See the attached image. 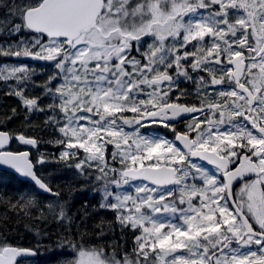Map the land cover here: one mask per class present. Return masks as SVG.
Segmentation results:
<instances>
[{"label":"snow or ice","instance_id":"obj_1","mask_svg":"<svg viewBox=\"0 0 264 264\" xmlns=\"http://www.w3.org/2000/svg\"><path fill=\"white\" fill-rule=\"evenodd\" d=\"M6 57L54 71L36 85L34 69L0 63L20 101L0 114V165L33 183L0 197V264L37 255L10 236L12 211L37 236L64 228L61 264H264V0H0ZM39 113L47 141L12 126ZM41 143L112 220L80 230L87 201L76 224L37 168Z\"/></svg>","mask_w":264,"mask_h":264},{"label":"trees","instance_id":"obj_2","mask_svg":"<svg viewBox=\"0 0 264 264\" xmlns=\"http://www.w3.org/2000/svg\"><path fill=\"white\" fill-rule=\"evenodd\" d=\"M15 39V38H13ZM4 61H9V58H0V63ZM41 65H31L29 70H35L34 75L32 76V81L35 82L36 85L41 84L43 81L47 80L48 75L50 72L47 69V66ZM2 85V82H0ZM190 87L191 84L186 85ZM26 92L29 89L25 90ZM32 93H39L41 89L36 87L31 89ZM5 89L0 86V114L7 112L11 114L12 108L20 107V101L15 96L5 95ZM47 101V97H45V102ZM44 114L39 113L35 116L31 117L32 120V127H25L22 123L23 115L18 117L12 124V126L20 131H25L28 135H38L43 137L45 141L52 138L53 133L51 130H45L43 128V121H44ZM39 125L40 127H36ZM160 132H165L166 130L161 128L159 129ZM19 144L13 145V149L19 148ZM37 149H34L33 151ZM39 151L45 154L46 163L50 166L48 168L37 167L40 172L51 179L54 184L58 185L62 192V197L64 200L68 201L69 204V214H77L75 223L79 224L80 219L79 217L83 214L85 209H82L81 205L83 202L87 201L88 208L86 209L90 216L88 217L85 224L80 225V230H88L89 232L92 230L93 222H99L100 215H104L105 219L112 220L113 215L112 213H104L95 212L93 211L92 206L98 204L100 195L98 192L92 191V185H88L86 183L85 178L77 177L75 175V171L71 169H67L63 166L62 163H58L55 157L51 154H58L59 149L48 143H41L39 145ZM84 185V189L77 191L75 190L77 186ZM33 188L28 182L22 181L14 174L8 172H0V197H4L5 199L9 197H17L19 193L29 192ZM69 188L73 189L69 191ZM7 211L4 205L0 204V213ZM15 211L9 213L12 216L13 223L10 225L13 228H19V231H12L10 236H12L15 240L18 241L19 245L22 247L32 248L37 251V255L29 260L22 261L20 264H61V261L65 257H61L59 254L64 251H69L68 249L58 247V241L63 235H67V232L64 228L57 227L55 223H49L47 225H41L43 229V234L40 236L35 235V232L28 231L26 228L23 227V224H16L15 221ZM14 214V216L12 215ZM75 226H73V231H75ZM119 233L117 232V235ZM89 239L95 240L94 236H89ZM110 238V237H109ZM39 240V247H37V241ZM131 245L129 244V247ZM70 258V257H68Z\"/></svg>","mask_w":264,"mask_h":264},{"label":"water","instance_id":"obj_3","mask_svg":"<svg viewBox=\"0 0 264 264\" xmlns=\"http://www.w3.org/2000/svg\"><path fill=\"white\" fill-rule=\"evenodd\" d=\"M22 60L27 61V62H33V63L48 64V62L32 60V59H30V58H22ZM22 146L30 147V146H27V145H22ZM0 171H7V172H10V173H14V174L17 175L21 180H23V181H27V182H29V183H31V184L33 185V183H32L29 179L20 176L19 173H16L15 170H13V169H9L7 166L0 165ZM32 257H33V256H32ZM28 258H31V257H20V258H18V260L20 261V260L28 259Z\"/></svg>","mask_w":264,"mask_h":264},{"label":"rangeland","instance_id":"obj_4","mask_svg":"<svg viewBox=\"0 0 264 264\" xmlns=\"http://www.w3.org/2000/svg\"><path fill=\"white\" fill-rule=\"evenodd\" d=\"M9 58H11V59H14V61L13 62H9L10 64H16L17 63V58L16 57H9ZM54 70V69H53ZM192 87V85L189 87V88H191ZM50 165L48 164V163H46L44 166H42L43 167V169L44 168H48ZM41 167V166H40ZM99 193V192H98ZM99 195H100V193H99Z\"/></svg>","mask_w":264,"mask_h":264},{"label":"flooded vegetation","instance_id":"obj_5","mask_svg":"<svg viewBox=\"0 0 264 264\" xmlns=\"http://www.w3.org/2000/svg\"><path fill=\"white\" fill-rule=\"evenodd\" d=\"M20 59V58H19ZM19 61H21V59L19 60ZM24 65H26V66H28V67H31V65H29V64H24ZM41 66H47V69L49 70V71H52L53 69H51L50 67H48V65H41ZM40 66V67H41Z\"/></svg>","mask_w":264,"mask_h":264},{"label":"bare ground","instance_id":"obj_6","mask_svg":"<svg viewBox=\"0 0 264 264\" xmlns=\"http://www.w3.org/2000/svg\"><path fill=\"white\" fill-rule=\"evenodd\" d=\"M15 213V212H14ZM14 216V214H12Z\"/></svg>","mask_w":264,"mask_h":264}]
</instances>
